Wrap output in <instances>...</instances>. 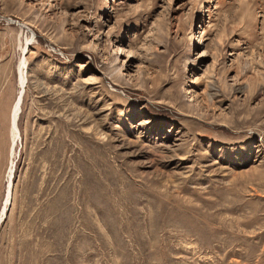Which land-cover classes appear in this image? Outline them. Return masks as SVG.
Returning a JSON list of instances; mask_svg holds the SVG:
<instances>
[{
    "label": "rangeland",
    "instance_id": "1",
    "mask_svg": "<svg viewBox=\"0 0 264 264\" xmlns=\"http://www.w3.org/2000/svg\"><path fill=\"white\" fill-rule=\"evenodd\" d=\"M0 264H264V0H0Z\"/></svg>",
    "mask_w": 264,
    "mask_h": 264
},
{
    "label": "bare ground",
    "instance_id": "2",
    "mask_svg": "<svg viewBox=\"0 0 264 264\" xmlns=\"http://www.w3.org/2000/svg\"><path fill=\"white\" fill-rule=\"evenodd\" d=\"M29 43V42H28ZM27 47V43H26V46ZM26 66H27V58L26 57H23L22 60H21V63H20V66H19V70H20V85H21V88H20V92L18 93L14 103H13V106H12V119H11V130H12V138H13V150H14V147L17 143V141L19 140V138L21 137L20 135V130H19V126H18V121H19V118H18V114H19V110L22 109V106H23V101H24V97L22 96V93H23V89H24V85H25V82L27 77L25 75V69H26ZM18 119V121H17ZM21 141V140H20ZM12 177H13V165H11L10 167V170H9V182H8V187H7V200H6V203H5V207L3 209V215L5 214V210L7 209V205L8 203H10L9 199H10V182H12Z\"/></svg>",
    "mask_w": 264,
    "mask_h": 264
},
{
    "label": "water",
    "instance_id": "3",
    "mask_svg": "<svg viewBox=\"0 0 264 264\" xmlns=\"http://www.w3.org/2000/svg\"><path fill=\"white\" fill-rule=\"evenodd\" d=\"M20 25H21L24 29H26V30H29V31L32 30V29L29 28L26 24L20 23ZM22 96L24 97V90H23ZM21 111H22V109L19 110L18 118L20 117ZM17 121H18V119H17Z\"/></svg>",
    "mask_w": 264,
    "mask_h": 264
}]
</instances>
